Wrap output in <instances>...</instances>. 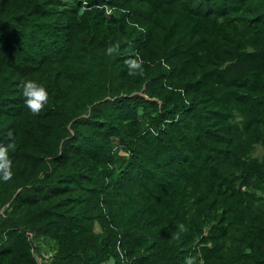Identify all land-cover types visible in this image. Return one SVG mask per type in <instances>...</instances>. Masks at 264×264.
Wrapping results in <instances>:
<instances>
[{"label":"trees","instance_id":"trees-1","mask_svg":"<svg viewBox=\"0 0 264 264\" xmlns=\"http://www.w3.org/2000/svg\"><path fill=\"white\" fill-rule=\"evenodd\" d=\"M0 150V264H264V0H0Z\"/></svg>","mask_w":264,"mask_h":264},{"label":"clouds","instance_id":"clouds-1","mask_svg":"<svg viewBox=\"0 0 264 264\" xmlns=\"http://www.w3.org/2000/svg\"><path fill=\"white\" fill-rule=\"evenodd\" d=\"M115 50L116 49L114 47H109L107 49L108 53H113ZM142 64L143 61L139 58L130 60L129 70L132 71L133 69H140L143 71ZM22 90L25 97V104L33 112L40 111L48 102L49 93L46 86L36 80H25L22 85ZM187 231L188 226L185 223L180 222L178 224L177 231L175 232L176 238L179 239L181 234ZM194 259V257H186L187 264H193Z\"/></svg>","mask_w":264,"mask_h":264},{"label":"rangeland","instance_id":"rangeland-1","mask_svg":"<svg viewBox=\"0 0 264 264\" xmlns=\"http://www.w3.org/2000/svg\"><path fill=\"white\" fill-rule=\"evenodd\" d=\"M43 245H44L46 251H47V249H48V251L50 250V248H49L50 246H47L46 243H45V244L43 243ZM51 246H52V245H51ZM45 253H46V252H45Z\"/></svg>","mask_w":264,"mask_h":264},{"label":"built area","instance_id":"built-area-1","mask_svg":"<svg viewBox=\"0 0 264 264\" xmlns=\"http://www.w3.org/2000/svg\"><path fill=\"white\" fill-rule=\"evenodd\" d=\"M110 10L108 9L107 12H109Z\"/></svg>","mask_w":264,"mask_h":264}]
</instances>
